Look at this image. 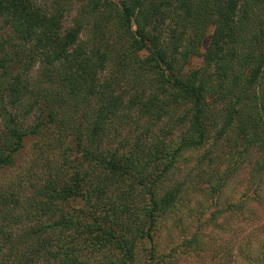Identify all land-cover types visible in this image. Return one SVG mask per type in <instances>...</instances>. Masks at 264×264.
Here are the masks:
<instances>
[{"label":"trees","instance_id":"16d2710c","mask_svg":"<svg viewBox=\"0 0 264 264\" xmlns=\"http://www.w3.org/2000/svg\"><path fill=\"white\" fill-rule=\"evenodd\" d=\"M212 105L216 139L255 154L260 181L264 0H0V173L37 139L25 175L0 180V264H88L100 252L102 264H135L179 189L153 187L169 169L154 175L163 140L123 153L121 131L186 123L191 136L164 154L171 163L203 143Z\"/></svg>","mask_w":264,"mask_h":264},{"label":"rangeland","instance_id":"374dc122","mask_svg":"<svg viewBox=\"0 0 264 264\" xmlns=\"http://www.w3.org/2000/svg\"><path fill=\"white\" fill-rule=\"evenodd\" d=\"M37 1L49 4L56 0ZM73 13L74 10L67 15L66 24ZM211 31V28L206 31L201 53L207 48ZM200 65V58H194L189 63L191 68ZM183 114L184 111H181V116ZM217 115V107H206L203 143L185 148L171 163L166 161L164 154L173 151L181 139L191 136L186 123L172 130V124L164 119L147 128L151 130L148 136L144 135L140 125L122 129L119 139L124 146L118 148L123 153L132 147V143L137 145L163 140L159 147L164 152L158 157L164 159L156 167L154 175H159L166 165L169 169L155 181L153 187L157 197L171 188L179 189L174 207L156 218L152 243L138 241L134 250L135 264H246L245 256L248 254L253 255L251 260L254 264H258V259L264 264V176L260 181L251 178L255 154L239 156L232 141L226 140V137L216 139ZM35 145L37 139L28 138L16 156L15 165L1 172L0 180L24 176L30 169L31 157L35 155ZM115 146L110 147L113 149ZM152 149L148 151L152 152ZM142 163L147 171L150 158L144 157ZM144 200L139 195L136 203L145 205ZM88 264H102L101 252L95 253Z\"/></svg>","mask_w":264,"mask_h":264}]
</instances>
